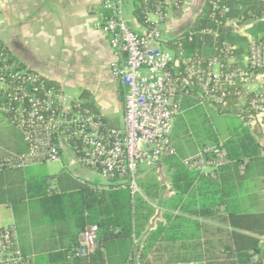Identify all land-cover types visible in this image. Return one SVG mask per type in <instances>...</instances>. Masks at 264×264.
Returning <instances> with one entry per match:
<instances>
[{"label":"built area","instance_id":"built-area-1","mask_svg":"<svg viewBox=\"0 0 264 264\" xmlns=\"http://www.w3.org/2000/svg\"><path fill=\"white\" fill-rule=\"evenodd\" d=\"M186 1L138 0L137 11L147 27L142 33L129 27L124 0L101 1L96 28L108 35L115 53L124 56L121 63L111 66L125 90L123 128L110 126L63 88L20 65L0 40V111L28 144V151L1 158L0 171L61 162L66 148L72 152V167L91 169L103 179L101 185L81 180L92 190L129 187L136 193L140 192L142 168H153L176 153L171 135L186 97L220 110L232 95L240 101L249 95L246 112L240 114L245 124L254 119L264 121V42L250 41L244 54H239L237 44L224 42L209 58L188 55L181 44L178 49L164 47L163 24L169 13L183 8ZM230 2L211 1V18L218 26L220 17L230 12ZM208 35L219 37L218 27L190 31L188 39L203 40ZM228 163L222 143L207 145L183 159L189 170L215 180ZM246 163L240 167L242 174ZM262 182L264 194V169ZM48 193H60L57 178L48 181ZM99 232L97 224L86 226L79 235L78 256L96 251ZM0 264H31L15 225L0 228Z\"/></svg>","mask_w":264,"mask_h":264},{"label":"crops","instance_id":"crops-1","mask_svg":"<svg viewBox=\"0 0 264 264\" xmlns=\"http://www.w3.org/2000/svg\"><path fill=\"white\" fill-rule=\"evenodd\" d=\"M101 1L0 0V40L19 62L58 84L75 101L99 113L110 126L123 128L125 90L113 75L111 66L113 63H121L124 56L116 54L110 45L108 35L96 28L102 12ZM137 2L138 0H124V16L130 28L142 33L147 27L137 17ZM204 2L205 0H187L183 8L169 13L162 27L164 47L173 48L168 43L169 40L180 37L192 27L201 14ZM230 24L234 26L236 32L250 37L249 26H239L236 21H231ZM261 37L264 38V33ZM252 40L254 39L250 37V41ZM203 107L219 113V110L210 105L202 104L201 108ZM246 127L264 147V135H261L264 133V121L254 119ZM216 136L219 142H224L230 134L227 138ZM200 143L193 152H184L185 156L195 155L203 148V144H206L204 147L214 145L210 139L203 141L202 145ZM26 151L28 144L21 131L0 111V159L10 153ZM71 159L72 152L65 148L62 161L58 162L62 167L59 173L33 172L50 175L49 180L60 179L61 176L67 175L74 181L85 180L95 185L104 183L99 174L91 169L72 167ZM42 165L44 164L25 169H6V173L11 183H21L31 175L33 169ZM155 167L142 168L139 174L144 186L145 180L152 177L158 179L159 185L156 188L158 192L156 200L149 199L145 196V189L142 190V196L153 208L154 214L149 223L141 225V234L135 241L139 243L144 253L146 249L148 256L151 257L153 250L147 248L148 241L156 232V244L163 247L160 249L164 255L207 256L213 251L214 226L228 227L209 216L207 211L214 206L216 199L219 201L220 188L202 184V180L198 179L178 204L179 194L172 185L167 166L160 163ZM61 183L58 180L59 194L62 193L59 185ZM238 202L239 214L264 216L262 175L245 178L242 181L239 186ZM172 203L174 207L171 206ZM224 207L223 204L219 206L221 213ZM140 214L145 217V207L141 208ZM9 225L16 226L23 249L12 206L0 204V228ZM23 226L28 229L27 236L32 245L31 252H24L30 257L31 264L39 254L59 250L64 242H68L67 235L61 231L57 223L34 225L33 219L28 215ZM252 235L260 240V257L264 262V234ZM159 264H206V262L183 261Z\"/></svg>","mask_w":264,"mask_h":264},{"label":"trees","instance_id":"trees-1","mask_svg":"<svg viewBox=\"0 0 264 264\" xmlns=\"http://www.w3.org/2000/svg\"><path fill=\"white\" fill-rule=\"evenodd\" d=\"M211 1L205 0L201 14L189 30L180 37L169 40L171 46L178 49L181 44L188 55L209 58L217 54L216 47H220L224 42L237 44L239 54L247 52L250 37L264 42V38L261 37L264 33V0H231V10L220 17L222 21L220 26L211 18ZM137 17L142 21L138 11ZM231 21H236L239 26H249L250 37L236 32L234 26L230 24ZM209 27H218L220 36L208 35L203 40L195 38L189 41L190 31H200ZM6 51L12 55L8 48ZM15 61L25 66L16 58ZM249 98L248 95L244 101H240L237 95H232L227 106L222 107L219 113L246 112ZM182 111L183 113L175 119L171 135L177 151L164 158L162 163L167 166L172 185L178 191V204L198 179L202 180V184L220 188L219 201L215 198L214 206L207 211L209 216L228 227L214 226L213 251L207 256L164 255L161 250L163 247L156 244L155 232L150 237L151 241H148L147 247L153 250V255L149 257L146 249L144 253L135 239L141 234V225L149 223L154 212L147 200H144L142 190L145 189V196L149 199L156 200L158 198L156 188L159 185L156 177L147 178L145 186L138 179L141 193H133L129 187L95 192L88 184L63 175L58 179L62 182L59 184L62 193L50 195L47 190L50 175H29L21 183L13 184L4 169L0 172V204L12 206L24 252L29 253L32 250L27 236L28 229L23 226L28 215L33 219L34 225L59 224L61 231L68 238V242H64L61 249L39 254L33 264H134L136 261H141L142 264L183 261H205L206 264H264L260 257V240L252 235L264 234V216L239 214L238 202L239 186L242 181L245 178L261 176L263 173L264 147L248 127L230 133V137L224 142H219L216 135L212 137L208 133L214 145L222 143L226 148L230 163L221 168L218 180L191 171L183 164L186 156L177 140L180 139L181 133L188 132L187 122L193 125V128H197L194 118L197 114L201 115V104L191 97H186ZM204 145L206 144L202 147ZM245 160L247 163L242 174L240 167ZM222 204L225 207L221 213L219 206ZM171 206L175 205L172 203ZM144 207L145 217H142L140 213ZM91 224H97L100 228L98 247L89 256H78L76 247L79 244V235Z\"/></svg>","mask_w":264,"mask_h":264},{"label":"rangeland","instance_id":"rangeland-1","mask_svg":"<svg viewBox=\"0 0 264 264\" xmlns=\"http://www.w3.org/2000/svg\"><path fill=\"white\" fill-rule=\"evenodd\" d=\"M200 114L201 115L197 114L194 118L197 128H193V125L191 126V124H188V132L184 134L181 133L180 139L177 140L179 147L185 153L193 152L200 142L212 139L208 137V133L211 134L212 137L218 135L221 138H227L230 133H235L237 129L242 127L246 128L244 118L240 114H235L233 112L222 114L208 109L207 107H203ZM261 135L263 136L264 133ZM61 170L62 167L60 163L48 162L37 169H33L31 175L34 174V172L41 174H56Z\"/></svg>","mask_w":264,"mask_h":264}]
</instances>
